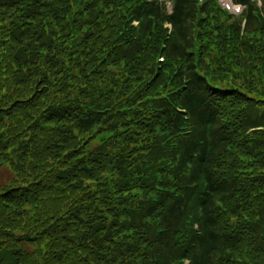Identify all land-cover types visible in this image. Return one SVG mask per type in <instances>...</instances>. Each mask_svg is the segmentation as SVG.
Returning a JSON list of instances; mask_svg holds the SVG:
<instances>
[{"label":"trees","instance_id":"16d2710c","mask_svg":"<svg viewBox=\"0 0 264 264\" xmlns=\"http://www.w3.org/2000/svg\"><path fill=\"white\" fill-rule=\"evenodd\" d=\"M234 1L0 0V264H264V0Z\"/></svg>","mask_w":264,"mask_h":264},{"label":"rangeland","instance_id":"374dc122","mask_svg":"<svg viewBox=\"0 0 264 264\" xmlns=\"http://www.w3.org/2000/svg\"><path fill=\"white\" fill-rule=\"evenodd\" d=\"M166 2H167V5H168V8L170 9L171 8V6H172V2H171V0H165ZM237 4H240L239 2H236ZM259 3H260V1H259ZM242 10H239V11H237V12H235V13H240Z\"/></svg>","mask_w":264,"mask_h":264},{"label":"bare ground","instance_id":"6f19581e","mask_svg":"<svg viewBox=\"0 0 264 264\" xmlns=\"http://www.w3.org/2000/svg\"><path fill=\"white\" fill-rule=\"evenodd\" d=\"M226 1L229 3L230 7L236 8V6H233V4L229 2V0H226Z\"/></svg>","mask_w":264,"mask_h":264}]
</instances>
